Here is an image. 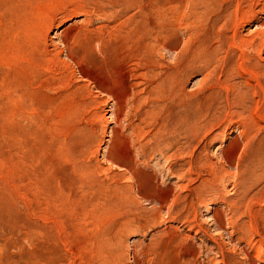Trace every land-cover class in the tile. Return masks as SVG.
<instances>
[{
    "label": "rangeland",
    "instance_id": "rangeland-1",
    "mask_svg": "<svg viewBox=\"0 0 264 264\" xmlns=\"http://www.w3.org/2000/svg\"><path fill=\"white\" fill-rule=\"evenodd\" d=\"M263 39L264 0H0V264H264Z\"/></svg>",
    "mask_w": 264,
    "mask_h": 264
},
{
    "label": "bare ground",
    "instance_id": "bare-ground-1",
    "mask_svg": "<svg viewBox=\"0 0 264 264\" xmlns=\"http://www.w3.org/2000/svg\"><path fill=\"white\" fill-rule=\"evenodd\" d=\"M165 4V3H164ZM180 4H181V2H180ZM184 5V4H183ZM204 7V6H203ZM167 8V7H166ZM168 8H170V7H168ZM172 8V7H171ZM175 9H177V8H175ZM195 9V8H194ZM110 10V9H109ZM162 10V9H161ZM160 10V11H161ZM170 10V9H169ZM172 10V9H171ZM171 10H170V12H171ZM167 11V13H168V9L166 10ZM165 11V12H166ZM163 12V11H162ZM177 12H178V10H177ZM152 13V12H151ZM160 13V12H159ZM164 13V12H163ZM143 14V13H142ZM158 14V13H157ZM171 14V13H170ZM191 15V14H190ZM195 15V14H194ZM208 15V14H207ZM211 15V14H210ZM160 16V15H159ZM164 16V15H163ZM162 16V17H163ZM192 16H193V14H192ZM141 17V16H140ZM206 17V16H205ZM229 17V16H228ZM145 18V17H144ZM158 18V17H157ZM166 18V17H165ZM193 18V17H192ZM243 18V17H242ZM153 19V18H152ZM160 19H161V17H160ZM236 19V18H235ZM239 20H241V18L240 19H238V21ZM137 21V20H136ZM242 21V20H241ZM216 22V21H215ZM145 23V22H144ZM239 23V22H238ZM148 24V23H147ZM147 26V25H146ZM195 26V25H194ZM198 26V25H197ZM190 28V27H189ZM213 28V27H212ZM138 32V31H137ZM235 33H237V32H235ZM260 33H256L255 35H252L253 36V38H249V39H244V37H243V39L244 40H241L240 39V45L242 46V48L244 47V46H252V47H257V46H259L258 45V37H260ZM157 36V35H156ZM234 36V35H233ZM232 36V37H233ZM235 36H236V34H235ZM263 38V37H262ZM98 39V38H97ZM165 39V38H164ZM156 40H157V38H156ZM264 40V39H263ZM155 41V40H154ZM165 41V40H164ZM260 41V40H259ZM262 41V40H261ZM232 42V41H231ZM100 44V43H99ZM161 44V43H160ZM232 44V43H231ZM146 45V44H145ZM163 45V44H162ZM161 46V45H160ZM263 46V45H262ZM146 47V46H145ZM264 47V46H263ZM147 48V47H146ZM188 48V47H187ZM241 48V49H242ZM253 48V49H254ZM152 49V48H151ZM159 49H161V48H159ZM173 50V49H172ZM175 50V49H174ZM246 50V49H245ZM244 50V51H245ZM258 50V49H257ZM67 51V50H66ZM148 51V50H147ZM247 52H248V50H247ZM259 52H261V49H260V51ZM152 53V52H151ZM195 55V54H194ZM180 56V55H179ZM260 56V55H259ZM153 57V56H152ZM250 57V56H249ZM261 57V56H260ZM159 58V57H158ZM152 59V58H151ZM54 60V59H53ZM59 60V59H58ZM260 61V60H259ZM57 62V61H56ZM264 62V61H263ZM260 65V64H259ZM138 66V65H137ZM261 66V65H260ZM164 68V67H163ZM168 69V68H167ZM132 70V69H131ZM138 70V69H137ZM263 71V70H262ZM148 72V71H147ZM255 73V72H254ZM133 74V73H132ZM166 74V73H165ZM67 81V80H66ZM152 83V82H151ZM81 86V85H80ZM259 87V86H258ZM248 88H250V87H248ZM262 88V87H261ZM255 89V88H254ZM160 90V89H159ZM165 90V89H164ZM260 90V89H259ZM139 91V90H138ZM151 91V90H150ZM255 91V90H254ZM81 92V91H80ZM260 92V91H259ZM156 93V92H155ZM186 94V93H185ZM165 96V95H164ZM264 96V95H263ZM169 97V96H168ZM171 97V96H170ZM174 99V98H173ZM171 106V105H170ZM161 108V107H160ZM257 108V107H256ZM151 109V108H150ZM176 110V109H175ZM156 112V111H155ZM160 113V112H159ZM149 114V113H148ZM149 117V116H148ZM147 118V117H146ZM150 118V117H149ZM185 119V118H184ZM177 121V120H176ZM141 123V122H140ZM161 124V123H160ZM175 124V123H174ZM167 125V124H166ZM161 126V125H160ZM177 126V125H176ZM141 129V128H140ZM246 129V128H245ZM156 131V130H155ZM170 132H171V130H170ZM155 133H157V132H155ZM173 133V132H172ZM243 133V132H242ZM216 135V134H215ZM161 136V135H160ZM218 137V136H217ZM147 138V137H146ZM166 141V140H165ZM148 142H149V140H148ZM172 146V145H171ZM153 147V146H152ZM158 147V146H157ZM176 149V148H175ZM149 155V154H148ZM151 159V158H150ZM239 163V162H238ZM237 178V177H236ZM205 188V187H204ZM198 201V200H197ZM204 201V200H203ZM200 203V202H199ZM233 211V210H232ZM220 215V214H219ZM251 230V229H250ZM255 251V250H254ZM248 253V252H247ZM247 258V257H246Z\"/></svg>",
    "mask_w": 264,
    "mask_h": 264
}]
</instances>
